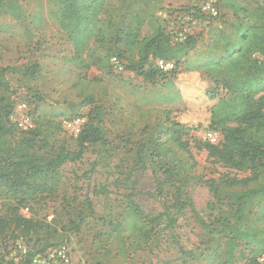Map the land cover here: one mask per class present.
I'll return each instance as SVG.
<instances>
[{"label":"rangeland","instance_id":"obj_1","mask_svg":"<svg viewBox=\"0 0 264 264\" xmlns=\"http://www.w3.org/2000/svg\"><path fill=\"white\" fill-rule=\"evenodd\" d=\"M2 1L0 68H8V72L0 96L13 105L14 118L28 116L40 126L45 142L38 143L39 154L76 151L74 135L64 123L75 118L85 122L94 108L100 110L105 143L87 146L79 160L64 163L50 196L28 197L22 205L19 201L26 196L16 197L0 188V214L8 219V227L0 234V261L5 260L8 244L22 239L36 247L63 243L79 264L217 263L220 258L216 246L207 244L189 210L176 214L171 187L165 186L162 197L157 194L159 172L147 162L136 165L133 161L137 145L150 134H160L172 147L163 136L164 112H172L171 118L181 123L202 124L182 140L189 144L199 166L197 173L204 178L189 183L185 192L206 221L227 210L222 188L218 193L215 190L233 172L210 163L206 152L196 149L193 142L204 140L208 132L204 128L210 104L206 93L215 87L214 73L206 74L203 64L223 53L218 41L221 34L232 41V29L240 22V14L215 0L218 18L204 14L205 19L195 20L178 14L196 8L202 12L201 6L208 0H132L144 16H163L167 31L174 29L178 39L187 34L195 39V48L172 76L156 74L149 80L127 67L123 72L110 67L109 60L117 52L126 65L136 61L135 50L126 45L113 46L106 41L99 46L91 42L88 57L84 53L82 61H76L73 46L55 18L56 8L47 0ZM125 4L110 1L112 10L122 16L127 11ZM151 22L150 17L139 29L140 37L152 32ZM33 63L39 64V75L23 78L19 72ZM151 68L152 64L145 66L146 70ZM217 87L222 90L221 85ZM225 93L222 90L223 96ZM22 104L25 109L18 111ZM173 149L176 156L187 158L180 149ZM103 190L106 195L100 193ZM132 204L144 216L167 210L174 216V226L170 228L165 222L147 234L150 226L133 212ZM17 216L31 220L35 230L17 224ZM77 218L81 222L73 230L69 223ZM250 251L239 244L233 264H249Z\"/></svg>","mask_w":264,"mask_h":264},{"label":"trees","instance_id":"obj_2","mask_svg":"<svg viewBox=\"0 0 264 264\" xmlns=\"http://www.w3.org/2000/svg\"><path fill=\"white\" fill-rule=\"evenodd\" d=\"M47 1L56 8L55 18L73 46L76 61H82L81 55L84 53L88 57L91 42L99 46L106 41L113 46L126 45L135 50L136 61L126 65L119 52L114 57L122 62L124 69L127 67L138 76L152 80L156 74L172 76L177 65L195 48L192 35L178 39L174 29L167 31L165 18L155 13L144 16L134 7L132 0H119L126 3L124 16L112 10L111 0ZM219 1L234 14H240V22L233 26L232 41L224 39V34H221L222 39H218L223 53L203 64L206 74L211 72L215 75V87L206 93L210 104L207 106L208 120L204 128L217 133L218 141L213 144L198 140L193 144L196 149L206 152L210 163L221 164L233 172L215 190L218 193L222 188L227 210L206 221L185 192L189 183L204 180L203 175L197 173L199 166L189 151V144L182 141L185 135L199 129L202 124L181 123L171 118L172 112H164L163 136L172 147L162 141L160 134H150L137 145L133 162L136 165L147 162L159 172L161 178L155 182L157 194L162 197L165 186L171 187L176 214L188 209L207 237V244L216 246L220 259L215 264H233L234 250L239 244L251 249L249 264H261L259 258L264 253V0ZM2 5L3 1L0 0V8ZM183 13L195 20L206 18L197 8L178 15ZM150 17L152 32L140 37L139 29ZM105 25L111 28L106 30ZM253 54L258 55L259 59L253 58ZM157 59L173 61L175 69L169 73L160 72L154 65ZM147 64H152V68L146 70ZM7 72L8 68H0V91L6 87L3 78ZM39 72V64L33 63L19 74L25 79H35ZM219 85L226 91L225 96L217 87ZM12 113L13 105L0 96V188L16 197L26 196L19 201L22 205L28 197L53 194L54 184L60 177L64 163L79 160L87 146L105 143L100 110L94 108L87 114L79 134L74 136L76 151L60 149L52 156L40 155L38 143L45 142V138H41L40 126L33 120L35 126L22 131L11 121ZM173 148L180 149L187 158L176 156ZM100 193L107 194L105 190ZM132 207L133 212L150 226L147 234L165 222L170 228L174 226V216L167 210L144 216L137 205L132 204ZM15 221L26 230H35L31 220L17 216ZM80 222L77 218L69 224L73 230H77ZM7 227L8 219L0 214V234ZM16 242L27 248L26 255L19 252L11 255ZM60 245L65 244L50 243L36 247L16 239L8 244L5 260H1L0 264H26L34 254L45 253Z\"/></svg>","mask_w":264,"mask_h":264},{"label":"built area","instance_id":"obj_3","mask_svg":"<svg viewBox=\"0 0 264 264\" xmlns=\"http://www.w3.org/2000/svg\"><path fill=\"white\" fill-rule=\"evenodd\" d=\"M201 11L204 14H207L211 17H216L218 15V11L216 9V1L215 0H208L205 2L203 6H201ZM253 58L259 59V56L256 54L252 55ZM110 65L115 72H123L124 67L122 62L117 57H112L110 59ZM154 65L157 70L163 73H169L175 69V63L170 60H163L157 59L154 62ZM20 110L25 109V105H20ZM11 121L14 122L17 127L22 130L26 131L33 127L32 122L29 120L28 116L20 115L18 118H14V112L11 115ZM65 127L70 130L72 135L77 136L84 125V120L82 118H75L71 121H67L64 123ZM218 134L212 132H206L204 134V141H208L210 143H217L218 141ZM12 250V249H11ZM15 252H19L21 255H26L27 248L22 245L20 242H16L11 251V255ZM259 262L264 264V253L260 256ZM26 264H79L76 259L71 254L70 249L66 245H60L53 249L48 250L45 253H37L34 254L29 258Z\"/></svg>","mask_w":264,"mask_h":264},{"label":"crops","instance_id":"obj_4","mask_svg":"<svg viewBox=\"0 0 264 264\" xmlns=\"http://www.w3.org/2000/svg\"><path fill=\"white\" fill-rule=\"evenodd\" d=\"M158 13H162L161 11L160 12H158ZM156 14V13H155ZM157 16H158V14H156ZM161 17H163V16H161ZM42 28V26H39V28ZM62 37H61V39H64V36L63 35H61Z\"/></svg>","mask_w":264,"mask_h":264}]
</instances>
